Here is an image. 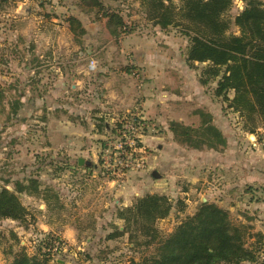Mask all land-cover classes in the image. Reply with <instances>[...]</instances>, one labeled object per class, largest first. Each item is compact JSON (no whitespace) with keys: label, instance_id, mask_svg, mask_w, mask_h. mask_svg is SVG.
Here are the masks:
<instances>
[{"label":"rangeland","instance_id":"rangeland-1","mask_svg":"<svg viewBox=\"0 0 264 264\" xmlns=\"http://www.w3.org/2000/svg\"><path fill=\"white\" fill-rule=\"evenodd\" d=\"M17 1L2 0V4L11 8ZM99 1L101 9L82 0H28L17 13L13 9L0 13V188L16 191L18 183L27 187L17 192L24 216L0 218V264H9L22 249L30 255L45 254L59 264H132L131 258L138 260L148 250L133 249L128 234H117L125 225L118 210L148 193L164 194L174 205L167 217L157 221L162 234L193 215L201 202H215L234 221H245L240 215L249 216L252 222L245 223L255 234L247 242L255 244L264 257V209L258 207L262 196L255 192L264 194V190L256 185L252 190L244 185L231 190L240 161L246 159L255 169L264 165V146H254L252 137L239 152L235 139L231 161L226 159L225 164L216 160L201 166L193 154V149H200L197 146L206 149L210 148L207 143L218 141L206 126L208 114L214 113L221 124L226 120L232 131L252 122L216 93L217 80L209 87L213 113L206 100L196 105V80L204 76L210 62L189 59L197 20L186 22L181 17L185 0ZM245 6L246 0H232L223 14L225 32L218 42L226 43L231 33L240 34L235 17ZM112 13L124 23L119 17L110 19ZM163 15L171 21L168 26L158 23ZM69 17H76L85 32L77 27L73 31ZM15 19L21 20L17 29ZM63 27L75 40L91 38L74 41L81 48L63 54L39 44L41 35H58ZM18 38L23 42H17ZM92 59L97 61L95 70H90ZM62 71L69 75L61 77ZM155 72L159 73L157 84L152 80ZM76 78L80 81L74 89ZM58 80L64 81L59 90ZM229 95L233 97L234 91ZM252 114L264 130L258 114ZM139 116L147 125L134 130L140 149L128 156L134 167L126 168L119 162L117 147L127 141L122 136L126 121L134 122L136 128L134 118ZM175 122L188 129L182 131ZM132 131L127 129V134ZM222 148L218 145L215 150ZM79 158H84L83 164ZM32 180L39 185L36 193H32ZM47 187L60 194L64 207L51 196L52 189L50 206L46 205L40 192ZM130 188H134L133 200L124 205L119 202L124 197L121 191ZM245 189L250 190L248 195ZM44 224L49 226L47 232ZM66 225L74 228L72 240L62 234ZM58 238L64 247L48 252Z\"/></svg>","mask_w":264,"mask_h":264},{"label":"trees","instance_id":"trees-1","mask_svg":"<svg viewBox=\"0 0 264 264\" xmlns=\"http://www.w3.org/2000/svg\"><path fill=\"white\" fill-rule=\"evenodd\" d=\"M82 1L86 5L101 9L102 3L99 0ZM231 4L232 0L184 1L181 11L183 20H197L189 59L210 62L200 79L201 82L207 85L217 80L216 93L223 95L243 119L247 118L252 122L251 125L244 122L242 128L256 133L258 126L254 122L253 112L258 114L256 116L260 117L264 125V3L259 0H246V6L235 17L240 34L231 33L227 36L226 43H220L218 38L225 32L221 27V24L225 25L223 14ZM109 17H119L121 25L124 23L122 17L116 13ZM68 20L73 31L77 27L80 33L85 32L76 17H69ZM170 22L164 15L159 17L158 23L163 26H168ZM230 90L234 91L233 97L229 95ZM207 120L208 130L218 139L207 143L208 147H224L226 138L223 133L211 124L210 117ZM178 124L182 131L188 129L184 124ZM26 188L21 183H18L16 191L0 188V218L24 216L25 209L17 192ZM31 188L32 193H36L38 183L32 180ZM51 189L52 187H47L40 192L44 194L43 200L47 206H50ZM53 192L54 195L51 196L56 199L58 206L64 207L60 194L55 190ZM178 203L184 204L180 199ZM173 208L172 200L168 196L148 193L136 198L130 206L118 210V216L125 221V225L117 234H128L133 249L148 250L138 260L131 258L132 264H264V257L259 255L256 245L247 242L248 237L255 234L253 227L234 221L229 211L215 202H201L193 215H188L167 235L162 234L157 221L167 217ZM14 236L16 237L15 234ZM9 264L59 263L52 262L45 254L30 255L22 249L15 253Z\"/></svg>","mask_w":264,"mask_h":264},{"label":"crops","instance_id":"crops-1","mask_svg":"<svg viewBox=\"0 0 264 264\" xmlns=\"http://www.w3.org/2000/svg\"><path fill=\"white\" fill-rule=\"evenodd\" d=\"M27 1L28 0H18L17 5H14L13 7L8 8L7 6H3L2 0H0V13L5 12L8 14V11L11 9H13L17 13L21 10L23 5L27 4ZM20 21L21 20L15 19L13 21L14 22L13 28L17 29L18 24H19L18 22H20ZM54 28H61V26L58 24H54ZM63 28H64V30L61 33H58V35L43 34L40 36L39 41H41V42H39L38 39H35V41L39 42V44L41 43L42 45L47 46V48H49L51 50L56 48L53 51V53H57L58 51H60V54H63L64 52H66V53L70 52L72 49L79 50L81 48V45L79 43L83 39L91 38L89 35H87L86 37L85 36L82 37V39L80 38V40H75L74 36L71 35L70 33H68L67 30H65L67 28L66 27H63ZM42 39H44L46 41V43H42L43 42ZM6 40L7 39L5 38V41ZM74 41H76V42L79 41L78 45H80V46H76L77 44H75ZM17 42L20 43L23 41L21 40V38H18ZM2 43L3 42L1 41L0 45ZM6 43L7 42H4L5 46H6ZM57 44H58V48L56 46ZM19 47L20 46H18V48ZM2 51L4 52V49H2ZM41 56H42V54H41ZM80 72H82V71H79L78 73H80ZM65 73L62 71L60 73L61 77L64 76ZM159 73H156V72L153 73V76H152L153 84H155V83L157 84L158 81L160 80L157 78L159 76L158 75ZM66 75H69V72L66 73ZM154 77H156V78H154ZM197 77H198V75H197ZM76 79H77V83H73L71 85L74 89L77 86L78 82L80 81L79 78H76ZM62 83H64V81L58 80L57 85H56V89H58V90L60 88L62 89ZM211 84H213V83H209L207 85L201 84L199 77H198L196 80V84H195L196 85V93H195L196 95L194 94L193 97H194L195 103L198 107L201 105L202 102H204V100H206L208 111L213 113L212 107L214 105V102H213V96L211 95V92H212L211 89L212 88L209 89ZM52 90H54V89H52ZM52 95L57 96V94L54 91H52ZM204 96H205V98H204ZM147 100L149 101V99H147ZM196 115L199 116V113ZM214 116H215L214 113H213V115L208 114L207 118L210 117L212 119L211 121L213 124H218L219 128L222 130L224 137L226 138V145L222 148V150H215V149H210V148L201 149V150L200 149H193L194 157L197 156L196 161L198 164H201V166L205 165V163L207 165L213 164L216 160L222 161L223 164L227 163L226 159H228V161H231L230 154L233 150L232 145H234V141L236 143L235 139L238 140L237 141L238 146L236 144L235 145L240 149V150H238L240 152L243 149V145L245 144V142H247L249 140V138L251 139L253 137L252 135L257 136L260 133L259 135H261V134L262 135L259 138L264 137V130L261 127L257 128V130H256L257 134H256V133H251V132L244 130L242 128V124L238 123V124H241L240 126L237 127L238 131H234V130L232 131L231 127L229 126L230 124H228V126H227L226 120H224L221 124L220 122L216 121V118ZM106 127H107V125H106ZM98 133H101V131L99 132V129H98ZM237 147H236V149H237ZM263 153H264V149H262V154ZM241 160H242V158H241ZM244 161H245V163H243V161H240L241 162L240 165L237 166V168H238L237 175H236L237 178L234 180V184H233V187L231 190H233L235 192V191L239 190L242 185H244V187H246V188H249L250 190H252L251 186H254V185H256V187L262 188V190H264V165L261 167L257 166V167H259V169H255L254 164L248 163L246 159H244ZM263 164H264V162H263ZM230 165L231 164L229 163L228 166H230ZM112 184H113L112 181H110L108 184L109 185L108 187L111 188ZM209 184H211V183L209 182ZM209 184H208V188H209ZM199 186L200 185L196 186V190L199 189ZM133 190H134V188L125 189V190L123 189L121 191L122 192L121 195L124 197H122V199H119V202L123 203L124 205H129L133 200ZM250 190L245 189L243 192L245 195H248L250 193L249 192ZM117 192H120V190H118ZM207 192L209 193V191H207ZM255 192L260 194V196H262V198L257 199L256 203L261 201V203H258L259 204L258 207L264 209V194L259 193L258 191H255ZM214 201H216V200H214ZM231 207L232 206H230L229 208H231ZM247 213L251 214L249 212H247ZM262 215L264 216V214H262ZM247 216L248 215H244V216L240 215L241 218L245 219V221L240 220V222H243V223L252 222L248 218H246ZM44 230H46L44 232H47V230H49V226L47 224H44ZM73 233H74V228H72V226H70V225H66L65 228L62 230V234L65 238L69 235V238H70L69 240L73 239Z\"/></svg>","mask_w":264,"mask_h":264},{"label":"built area","instance_id":"built-area-1","mask_svg":"<svg viewBox=\"0 0 264 264\" xmlns=\"http://www.w3.org/2000/svg\"><path fill=\"white\" fill-rule=\"evenodd\" d=\"M90 70H95L94 68L97 66V61L92 59L90 62ZM134 120L137 122L136 123V128H135V123L134 122H130V121H126L128 123L126 130H123L122 136H124L125 138H127V141L125 142H121V144L118 145L117 150L119 151V153H121V157L119 158V162L121 164H123L124 166H126V168L128 167H134V162L131 161V158L128 156H131L132 154H134V152H136L137 150L140 149V147H138L137 145H135V141L137 140V142L139 141L138 138H140L139 136L136 135V133H134V130L139 128V127H145L147 125L146 123V119L142 116L139 117H135ZM127 129H133V131L130 134H127ZM128 135H132L133 138H128ZM253 136V145L257 146L259 144L264 146V137L262 138V142L258 140L257 136L252 135ZM124 159V163L123 160ZM118 165V164H117ZM137 166L141 167V162H137ZM122 171L118 172V174H120ZM64 247V242L62 241V238H58L55 240V242L53 243V245L51 247L47 248L48 252H52L54 254V252H57L59 249H62Z\"/></svg>","mask_w":264,"mask_h":264},{"label":"water","instance_id":"water-1","mask_svg":"<svg viewBox=\"0 0 264 264\" xmlns=\"http://www.w3.org/2000/svg\"><path fill=\"white\" fill-rule=\"evenodd\" d=\"M84 163V158H79V164H83Z\"/></svg>","mask_w":264,"mask_h":264}]
</instances>
